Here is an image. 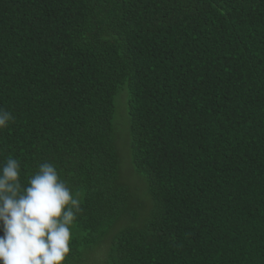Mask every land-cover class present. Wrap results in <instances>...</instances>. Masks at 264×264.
<instances>
[{
    "label": "trees",
    "instance_id": "16d2710c",
    "mask_svg": "<svg viewBox=\"0 0 264 264\" xmlns=\"http://www.w3.org/2000/svg\"><path fill=\"white\" fill-rule=\"evenodd\" d=\"M0 109L81 201L63 264H264V0H0Z\"/></svg>",
    "mask_w": 264,
    "mask_h": 264
},
{
    "label": "clouds",
    "instance_id": "9594fccd",
    "mask_svg": "<svg viewBox=\"0 0 264 264\" xmlns=\"http://www.w3.org/2000/svg\"><path fill=\"white\" fill-rule=\"evenodd\" d=\"M0 109V130L12 119ZM81 201L55 166L43 163L22 187L19 163L0 165V264H63Z\"/></svg>",
    "mask_w": 264,
    "mask_h": 264
},
{
    "label": "rangeland",
    "instance_id": "374dc122",
    "mask_svg": "<svg viewBox=\"0 0 264 264\" xmlns=\"http://www.w3.org/2000/svg\"><path fill=\"white\" fill-rule=\"evenodd\" d=\"M122 93L124 95L126 94V96H125L126 102L125 101L123 102L121 100V98H120ZM124 95L122 97L123 100H124ZM124 103H126V113H127V93L123 89V90L118 91L117 95L114 98V107H115V109H114L113 122H114V125L118 128V130L119 129L121 130V128H122V127L120 128V126H121L120 119H121V114H124V108H125L124 107ZM121 108H122V112H121ZM127 117H128V115L126 116V118ZM119 137H120V135H119ZM123 138H124V136H123ZM118 148H119V145H118ZM127 148H128V143L125 144V152L122 154V155H125V163H124V167H123V174H124V176L127 175L126 176L127 183H132L133 184V183L136 182V184H138V187H139V191H136L137 197L134 194H132V204L135 202V199H138L137 201H139L140 203H143L144 200H145V182L143 181L144 180L143 178H142L143 180L142 179L141 180L137 179V177H135L136 174H134V175H133V173L130 174L131 170H130V167H129V164H128V160H127ZM120 149L123 152L122 144H121V146L119 148V151H120ZM130 186L135 187V185H130ZM152 209H153V204H152L150 210H152ZM136 214H138V219L141 220L140 223H143L146 219L149 218V216L151 215V211L150 212H146V213L137 211ZM91 261H92V264H104L106 262L105 259L103 258V253H100V254L94 256L93 259H91Z\"/></svg>",
    "mask_w": 264,
    "mask_h": 264
}]
</instances>
